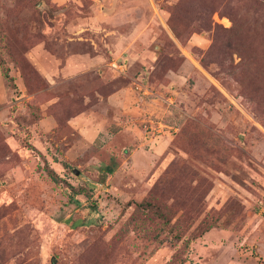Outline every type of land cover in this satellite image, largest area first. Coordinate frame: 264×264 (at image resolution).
I'll return each mask as SVG.
<instances>
[{"label":"rangeland","instance_id":"1","mask_svg":"<svg viewBox=\"0 0 264 264\" xmlns=\"http://www.w3.org/2000/svg\"><path fill=\"white\" fill-rule=\"evenodd\" d=\"M53 257L264 264V0H0V264Z\"/></svg>","mask_w":264,"mask_h":264},{"label":"trees","instance_id":"2","mask_svg":"<svg viewBox=\"0 0 264 264\" xmlns=\"http://www.w3.org/2000/svg\"><path fill=\"white\" fill-rule=\"evenodd\" d=\"M139 208H142L144 210H148L150 213H153L154 211L160 212L161 209L159 206L155 205L150 198H147L144 200L139 206ZM83 225V221H77L73 224V228H77L79 226ZM211 227H208L207 231L210 230Z\"/></svg>","mask_w":264,"mask_h":264},{"label":"water","instance_id":"3","mask_svg":"<svg viewBox=\"0 0 264 264\" xmlns=\"http://www.w3.org/2000/svg\"><path fill=\"white\" fill-rule=\"evenodd\" d=\"M74 172H75V174L78 175V171H77V170H74ZM56 263H57V258L53 257V258L51 259V264H56Z\"/></svg>","mask_w":264,"mask_h":264},{"label":"crops","instance_id":"4","mask_svg":"<svg viewBox=\"0 0 264 264\" xmlns=\"http://www.w3.org/2000/svg\"><path fill=\"white\" fill-rule=\"evenodd\" d=\"M111 99H113L114 102H118V99H119L118 93L114 94Z\"/></svg>","mask_w":264,"mask_h":264}]
</instances>
